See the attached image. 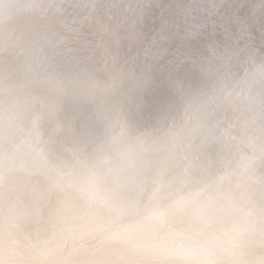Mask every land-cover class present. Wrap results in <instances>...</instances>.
I'll use <instances>...</instances> for the list:
<instances>
[{
  "label": "bare ground",
  "instance_id": "1",
  "mask_svg": "<svg viewBox=\"0 0 264 264\" xmlns=\"http://www.w3.org/2000/svg\"><path fill=\"white\" fill-rule=\"evenodd\" d=\"M6 3L0 264H147L135 218L181 192L217 222L204 255L264 264V0ZM85 71L122 119L62 98Z\"/></svg>",
  "mask_w": 264,
  "mask_h": 264
},
{
  "label": "clouds",
  "instance_id": "2",
  "mask_svg": "<svg viewBox=\"0 0 264 264\" xmlns=\"http://www.w3.org/2000/svg\"><path fill=\"white\" fill-rule=\"evenodd\" d=\"M22 10V5L4 4L0 7V25L12 24ZM62 87L63 99L99 113L105 124L122 119L123 108L118 97L123 85H117L108 76L85 71L64 82ZM219 140V135L215 140H203L196 149L214 150ZM134 222L136 238L148 257L147 264H217L213 257L201 252V241L217 230V222L199 211L191 194H172L153 214L136 217Z\"/></svg>",
  "mask_w": 264,
  "mask_h": 264
}]
</instances>
